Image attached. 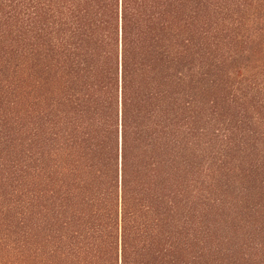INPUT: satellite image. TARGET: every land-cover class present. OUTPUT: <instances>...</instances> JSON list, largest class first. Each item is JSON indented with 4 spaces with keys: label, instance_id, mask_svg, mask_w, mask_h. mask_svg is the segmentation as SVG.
<instances>
[{
    "label": "trees",
    "instance_id": "trees-1",
    "mask_svg": "<svg viewBox=\"0 0 264 264\" xmlns=\"http://www.w3.org/2000/svg\"><path fill=\"white\" fill-rule=\"evenodd\" d=\"M260 3L244 21L213 20L229 36L220 85L264 46ZM191 11L190 0H0V264H188L189 85L219 67H190ZM252 76L235 87L242 116L264 103ZM263 123L226 130L256 137ZM226 130L215 139L232 143ZM204 144L221 164L233 154Z\"/></svg>",
    "mask_w": 264,
    "mask_h": 264
},
{
    "label": "rangeland",
    "instance_id": "rangeland-1",
    "mask_svg": "<svg viewBox=\"0 0 264 264\" xmlns=\"http://www.w3.org/2000/svg\"><path fill=\"white\" fill-rule=\"evenodd\" d=\"M219 1L223 7L231 3L230 0ZM232 1L231 12H225L223 8L224 11L208 14L201 2L197 4L199 0H190V9H193L190 12V67L203 63L218 64L219 67L215 70L212 69L214 66L210 67L207 69L209 74L198 84L190 81L189 85L188 264H264V134L241 137L235 131L226 130H235L238 126L245 134L244 121L251 116H260L264 121V103H258L256 109H252V115L242 116V110L232 101L233 96H242L236 95L238 91L235 90V87L245 85L239 83L241 77L256 75L264 85V36L260 38L261 52L255 56L243 53V59L236 63L237 69L245 75L236 79L223 77L224 84L220 85L221 71L227 68L221 63L227 56L222 42L225 43L229 36L221 28L215 29L213 20L216 17L231 20L229 16L234 11V18L244 21L249 12L248 2H252ZM263 3L261 0L260 5ZM215 38L219 40H213ZM244 46L245 42L237 39L233 47L242 49ZM255 96L264 100L260 93ZM224 129L230 137L237 139L232 143L227 138L217 141L215 136L224 135ZM256 129L264 132L260 125ZM207 140L223 153L231 150L233 154L221 164L212 156V148H204Z\"/></svg>",
    "mask_w": 264,
    "mask_h": 264
}]
</instances>
